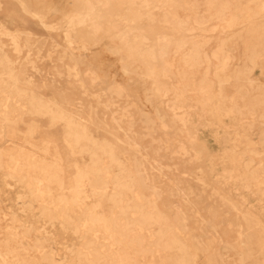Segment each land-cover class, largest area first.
<instances>
[{
    "label": "bare ground",
    "instance_id": "6f19581e",
    "mask_svg": "<svg viewBox=\"0 0 264 264\" xmlns=\"http://www.w3.org/2000/svg\"><path fill=\"white\" fill-rule=\"evenodd\" d=\"M6 1L0 0V204L6 217L0 264H264V0H76L78 10L63 22L60 50L47 53L68 66L52 65L51 72ZM10 1L45 31L58 29L47 21L43 0ZM98 53L114 58L122 82L100 73ZM62 77L94 105L81 110L80 101L56 92L53 84ZM190 110L215 128L217 139L225 122L241 133L219 141L215 155L225 166L214 183L221 188L200 165L212 154L186 131ZM137 120L150 140L158 129L183 131L187 141L166 138L147 148L135 135ZM17 124L24 126L21 137ZM98 130L113 141L96 137ZM59 144L82 162L73 163L72 178ZM158 150L170 160L197 162L189 176L240 222L198 205L180 173L169 176L170 163ZM147 168L170 181L166 191L181 205L159 208L160 188Z\"/></svg>",
    "mask_w": 264,
    "mask_h": 264
},
{
    "label": "rangeland",
    "instance_id": "374dc122",
    "mask_svg": "<svg viewBox=\"0 0 264 264\" xmlns=\"http://www.w3.org/2000/svg\"><path fill=\"white\" fill-rule=\"evenodd\" d=\"M43 1L50 8V14H49V17L47 18V21L49 22L50 25H57L58 24L57 30L45 31L34 20L30 19L26 14H23L21 12L20 8L18 7V5L14 1L7 0L6 4L10 5L11 10L13 11V13L16 16L17 23H18L19 27L25 28L31 33L30 42H31L32 46L39 49V53L42 56V59H41V62H43L42 67H44V69L46 71L51 72L52 71V65H54L57 70H61L63 67L68 66V61L66 59H64L62 61H58V60H55L53 58L47 59V57H48L47 53L52 52L55 54L57 51L60 50V46L62 45L61 37H62V34L64 33L65 28H66L65 27L66 25L64 26L63 22L65 23V21H67L68 11H70V10L71 11H77L78 8L76 7V3H75L76 0H43ZM74 6L76 8H74ZM76 19H78V18H76ZM111 41H114V38L111 39ZM1 46H3L5 49H7L6 50L7 55L10 58H12L13 55L8 50V48L6 47V42L2 43ZM94 52H97V49H94ZM102 55L103 56H101V54L98 53L96 60H95L97 63V66L99 67L100 73L104 74L106 76H109V77H114L116 80L122 82L123 76L120 75L121 73L118 69L117 63L114 60V58L110 57L108 55H105V54H102ZM166 57L171 58L172 52L168 51ZM108 58H111V59H108ZM107 64H109V66ZM259 73H260L259 70H257L256 74L260 75ZM118 75H120V76H118ZM41 81L43 82V80H41L39 78H37V79L35 78L34 83L41 84ZM70 83H73V82H70L69 79L62 77L61 79H58L57 82H55L53 84V88L55 89L56 92L62 93V96L66 99L70 98L73 100V102H75V101L79 102L80 101L81 102V108H80L81 110H86L88 108V106L94 105L88 96L83 95L82 89H80L75 83L72 84V85H74V87L71 90H68L67 86H69ZM51 92H52L51 90H48L46 93H51ZM95 93H98V92H95ZM135 94H136L137 98L139 97L138 100L141 103L140 106L143 105V106H141V108L148 111L149 107L146 104H144L143 101L140 99L141 93L139 92V90H137V92ZM162 100H164V98H162ZM93 108L96 109L95 107H93ZM124 109L127 111V113L132 118H134V119L137 118V112L133 108L125 107ZM97 111H99V110H97ZM189 112L190 113L188 115V122H187V126H186V131L189 133V135L191 137H193L195 139V141H202L204 143V145L206 146V148L208 149L207 151H209L210 154H212V157L210 158L211 160L207 159V156H204L202 158V160L200 161V165L202 168H205V174L207 176V179L212 184L217 186L218 188H221L218 184L217 185L215 184L216 183L215 181L218 180V173L221 171V167L225 166V163L220 159V156H218V154L215 155L221 149L219 147L222 146V145H220L221 143L219 141H223V143H225V141H227L226 139L228 136H235L237 138V137L241 136L240 135L241 133L239 132L238 134H236V133H234L236 131L232 132V130L228 126V123L225 122V128L217 130L218 135L221 138V139H217L214 135V129L215 128L208 125V121L202 120L201 117H199L194 110H190ZM98 115H101V114L98 113ZM141 121H142V118H141ZM40 122L44 123L45 121L41 120ZM142 126L143 125L137 120L136 124L134 125L133 128L135 130V135L140 139L141 144L147 148L156 149L157 142L159 140L164 141L166 138L169 139L168 141H172V140H174V141H187V138L185 136V132H183V131L179 133V132H174V131L170 130L169 135H165L161 130H158V129L155 131L153 138L150 140V138H148V136L145 134V129ZM13 127L15 128L16 133L20 137L23 136V134L25 132L23 125L17 124ZM42 133H46L47 135L53 136L54 130L43 128ZM94 135H96V137H98L100 139H106V141H113V140H110V137L107 134H105L102 130L94 131ZM2 136H0V139L5 140V137H2ZM56 141H59V140H56ZM150 141H153V142H150ZM59 145H60V149L63 152V156L65 158L63 167L65 169L66 177L72 178L73 173H74L73 166H72L73 163L77 162V163L81 164L82 162L79 160L80 159L79 157L64 153L63 146H61V144H59ZM158 155L160 156V159L163 161V163H170L169 167L172 169V170H170L171 173H169L170 177H175V174L180 173L179 175L182 178V180H180V181H182V183L184 185H185V183L187 185H189L190 188L194 191V193H195L194 198H195L196 203L198 205H200L202 207L217 208L228 219H230L234 222H240V220H238L236 218V216H234L233 212H231L230 210H228L224 206H221L222 203L219 200L215 199L214 195H212V192L208 188L203 189L198 184V181H195L193 179V177L191 176L192 175L191 173L196 172V169H197L196 163L197 162L193 161L191 158L190 159H184V160H170L171 157L169 155H167L166 153H163V150H158ZM175 167L177 168L176 170L174 169ZM185 171H186V173H185ZM146 172L148 173V175L151 178H153L156 181V185H158L159 186L158 188H160L159 189L160 198L158 201V205H159L160 209H165L167 204H170V206L171 205L177 206L179 204L181 205L180 199L177 197L176 194H174L173 196H170L167 193L165 187H167V185L170 184V181L168 179L159 175L154 170H152V171L149 170L148 168H147ZM189 174H191V175L189 176ZM185 175H186V178H185ZM160 181L165 186L161 185L159 183ZM86 195H89V194H86ZM246 198H247V196H246ZM85 201L86 202L93 201V198L88 197L87 199H85ZM248 202H249V205L256 206V201L254 200V198H252L250 196H248ZM4 207H5V205L3 203H1L0 204V219H3V220L0 222V225H2V226L5 225L4 218H6V217L2 216V213L5 212ZM77 211H78V209H75V213ZM202 212H204V210H202ZM192 221H195V220L193 219ZM233 228H235V226ZM4 233H5L4 230L1 229L0 238H3V236H5ZM233 237H234V235L231 233L230 237H229L231 241H233ZM29 238L30 239L34 238V235H30ZM28 242L31 243V241H28ZM100 242H102V241H100ZM29 253L33 254V252H29ZM151 259H152V257H150L149 255H147L145 257L146 261H150ZM198 262L199 263L204 262V259L202 256H200L198 258Z\"/></svg>",
    "mask_w": 264,
    "mask_h": 264
}]
</instances>
